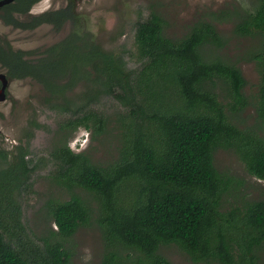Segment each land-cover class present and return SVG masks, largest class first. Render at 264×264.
Masks as SVG:
<instances>
[{
  "label": "trees",
  "instance_id": "16d2710c",
  "mask_svg": "<svg viewBox=\"0 0 264 264\" xmlns=\"http://www.w3.org/2000/svg\"><path fill=\"white\" fill-rule=\"evenodd\" d=\"M38 1L15 0L0 9V18L17 26L13 11L26 13ZM214 16L232 19L233 32L256 43L245 54L258 73L253 95L243 92L241 70L219 53L227 38L209 19L170 38L163 34L164 19L150 12L135 26L137 67L87 32L70 35L61 48L52 45L30 61L22 55L32 51L0 45L7 76L39 82L49 94L45 105L64 117L44 165L69 193L66 200L49 202L52 237L25 240L19 199L31 189L37 165L28 151L32 132L24 147L0 151V264H69L63 242L92 219L103 241L100 264H171L159 252L170 243L194 260L260 264L264 200L242 198L224 209L225 196L242 181L220 173L213 153L218 147L234 150L248 174L264 180V0ZM33 21V27L58 23L49 13ZM78 82L81 94L67 97ZM106 97L127 112L119 157L101 166L68 141L79 127L103 130L104 115L95 107ZM247 107L254 111L253 123H238ZM30 124L43 127L35 119Z\"/></svg>",
  "mask_w": 264,
  "mask_h": 264
},
{
  "label": "rangeland",
  "instance_id": "374dc122",
  "mask_svg": "<svg viewBox=\"0 0 264 264\" xmlns=\"http://www.w3.org/2000/svg\"><path fill=\"white\" fill-rule=\"evenodd\" d=\"M52 1L55 6L63 5L62 0H41L33 6L32 12L52 6ZM251 2L252 0H81L77 10L82 26L93 34L100 46L116 54L125 53L131 67L139 66L134 56L136 23L145 19L150 12L158 13L164 19L163 34L170 38L182 37L197 20H213L217 30L227 38V44L219 53L241 70L246 80L243 92L250 96L256 92L258 73L254 62L245 59V54L256 43L249 37L236 35L232 19L218 20L214 14L223 10L247 9ZM69 29V24H65L59 31L44 24L33 30H21L5 25L0 20V39L14 48L42 50L60 40ZM7 88L8 96L0 101V151H17L19 146L24 147L28 132H32L28 151L37 165L30 177L32 187L22 193L19 203L25 233L23 238L36 242L46 237L51 238L50 232L56 230L49 212V202L69 198L68 191L50 174V167L44 165L50 149L57 144V123L64 117L41 104L44 93L35 81L29 78L11 79L8 80ZM79 90L80 86L76 91ZM95 108L104 115L103 130L94 133L92 129L80 127L70 136L68 145L75 152L84 151L93 163L107 166L118 159L123 148V124L127 110L113 97L102 99ZM253 118V109L247 107L240 112L237 121L252 124ZM32 119L43 127L34 128L30 124ZM213 162L220 173L242 181L237 190L225 196L224 209H229L242 198L264 200V180L248 174L234 150L216 148ZM90 199L93 200L91 196ZM63 244L69 254V264H100L103 241L100 227L94 219L88 225L79 227ZM159 252L171 264H218L212 260H194L174 243L160 246ZM258 254L260 264H264V245Z\"/></svg>",
  "mask_w": 264,
  "mask_h": 264
},
{
  "label": "flooded vegetation",
  "instance_id": "af4514ba",
  "mask_svg": "<svg viewBox=\"0 0 264 264\" xmlns=\"http://www.w3.org/2000/svg\"><path fill=\"white\" fill-rule=\"evenodd\" d=\"M40 1H38V2H40ZM79 1H81V0H62L63 5H61V6H55V4H53L54 1H52L50 3V5L53 4L52 6L45 7L43 10H40V11H38L36 13L32 12V8L38 2L35 3L34 5H32L30 10H28L26 13H22L21 11H18V10L13 11V17L18 21L17 22L18 24H17V26H11V27L16 28V29L33 30V29H35V28H37V27H39L41 25L48 24V25H51L54 30L59 31L60 29H62V27L65 24H69L70 25V29H69V31H68V33L66 35H64L60 40H58V41H56V42L44 47L42 50H38V49H22V48H14V47H12L13 50H15V51L16 50H21V51H25V52L32 51V53H30V54L29 53H23V55H22L23 59H26L28 61L34 60V59H39L41 56H44V51H45L46 48H48V47H50L52 45H55V44L56 45L58 44L59 47L61 48L62 44H60V42L65 40L67 37H69L72 34H77V35L81 36L84 32L89 33L92 36L93 41L100 46V44L95 40L93 34L89 30H87L85 27H83L82 24H81L80 14H79V12L77 10L78 9L77 6H78ZM13 2H15V0H13L10 3H13ZM10 3H8V4H10ZM5 5H7V4H5ZM2 7H0V9ZM1 13H2V11L0 10V14ZM46 13H49V16L53 17L56 20V22H58V23L57 24H53V23H49V22H44V23H41V24L33 27L34 26L33 25L34 24V21H33L34 17H37L38 15L46 14ZM3 14H5V13H3ZM0 20H1V18H0ZM8 26H10V25H8ZM6 43H8V42L3 41V40L0 39V45H2L5 49L7 47ZM75 45L79 46V44H77V43ZM1 69H3L4 71L3 72L0 71V74H4L6 79H7L6 87H5V90H4L5 99L8 96V88H7L8 80H11V79H13V80H23V79L29 78V79L35 81L36 83H38L41 86V89H42V91L44 93L42 98H41V104L44 107H46L48 110H51L45 105L46 104L45 99H46V97L49 96V94L44 90L43 86L39 82L34 80L32 77L10 78L6 74V69L0 63V70ZM2 84H3V81H2V79H0V89L2 87ZM79 86H80V90L76 91ZM82 87H83L82 82H78L73 87L72 90H70V91H68L66 93L67 97L77 98L81 94L80 92L82 90ZM57 131H58V125H57ZM59 136H60V134L58 133L57 137H59Z\"/></svg>",
  "mask_w": 264,
  "mask_h": 264
},
{
  "label": "water",
  "instance_id": "95a60500",
  "mask_svg": "<svg viewBox=\"0 0 264 264\" xmlns=\"http://www.w3.org/2000/svg\"><path fill=\"white\" fill-rule=\"evenodd\" d=\"M12 1L13 0H0V7H2L5 4H8V3L12 2ZM0 79H2V81H3L2 87L0 89L1 90L0 91V101H3V100H5L4 90H5V87H6L7 79H6L4 74H0Z\"/></svg>",
  "mask_w": 264,
  "mask_h": 264
}]
</instances>
